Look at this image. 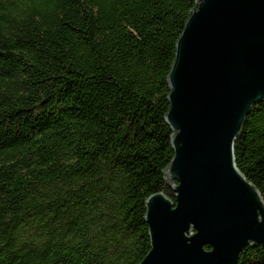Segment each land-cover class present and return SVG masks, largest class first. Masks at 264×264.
<instances>
[{
    "label": "trees",
    "instance_id": "trees-1",
    "mask_svg": "<svg viewBox=\"0 0 264 264\" xmlns=\"http://www.w3.org/2000/svg\"><path fill=\"white\" fill-rule=\"evenodd\" d=\"M197 0H0V264H138L175 43ZM264 198V99L234 142ZM237 264H264L248 246Z\"/></svg>",
    "mask_w": 264,
    "mask_h": 264
},
{
    "label": "water",
    "instance_id": "water-1",
    "mask_svg": "<svg viewBox=\"0 0 264 264\" xmlns=\"http://www.w3.org/2000/svg\"><path fill=\"white\" fill-rule=\"evenodd\" d=\"M167 82L173 156L162 175L174 199H145L150 243L138 264H237L246 247H264V198L234 156L264 99V0H197Z\"/></svg>",
    "mask_w": 264,
    "mask_h": 264
}]
</instances>
